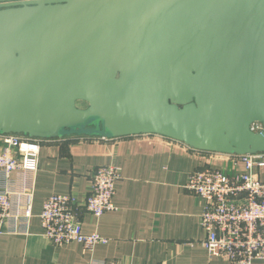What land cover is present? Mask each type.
Segmentation results:
<instances>
[{
	"label": "water",
	"instance_id": "water-1",
	"mask_svg": "<svg viewBox=\"0 0 264 264\" xmlns=\"http://www.w3.org/2000/svg\"><path fill=\"white\" fill-rule=\"evenodd\" d=\"M0 134L264 152V0H0Z\"/></svg>",
	"mask_w": 264,
	"mask_h": 264
},
{
	"label": "crops",
	"instance_id": "crops-1",
	"mask_svg": "<svg viewBox=\"0 0 264 264\" xmlns=\"http://www.w3.org/2000/svg\"><path fill=\"white\" fill-rule=\"evenodd\" d=\"M207 164L226 165L217 154L155 134L46 139L34 178L28 233L0 235V264H228L208 257L201 243V204L183 188L190 172ZM101 165L119 168L116 209L99 217L83 210L80 218L84 233L96 232L106 241L91 250L80 243H51L39 220L44 200L52 194L83 197L92 171Z\"/></svg>",
	"mask_w": 264,
	"mask_h": 264
},
{
	"label": "built area",
	"instance_id": "built-area-1",
	"mask_svg": "<svg viewBox=\"0 0 264 264\" xmlns=\"http://www.w3.org/2000/svg\"><path fill=\"white\" fill-rule=\"evenodd\" d=\"M253 131L262 129L254 122ZM46 139L19 134H0V235L26 234L32 217L35 173L42 143ZM217 154L223 167L201 165L187 177L183 188L201 204V243L209 258L228 264L264 263V152L253 154ZM115 165L96 167L90 175V187L83 197L52 194L39 213L43 234L55 245L80 243L91 250L106 239L98 233L82 231L81 212L101 216L116 209L113 201ZM91 264H119L114 260Z\"/></svg>",
	"mask_w": 264,
	"mask_h": 264
}]
</instances>
